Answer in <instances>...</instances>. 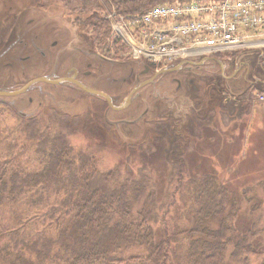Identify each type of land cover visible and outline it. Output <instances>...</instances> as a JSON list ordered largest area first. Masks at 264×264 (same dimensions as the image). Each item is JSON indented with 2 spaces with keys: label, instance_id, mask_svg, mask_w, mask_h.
Instances as JSON below:
<instances>
[{
  "label": "trees",
  "instance_id": "1",
  "mask_svg": "<svg viewBox=\"0 0 264 264\" xmlns=\"http://www.w3.org/2000/svg\"><path fill=\"white\" fill-rule=\"evenodd\" d=\"M186 1L56 0L69 13H81V30L114 57L127 47L111 33L112 19L130 20L156 4ZM4 112L22 128L11 139L10 130L0 131V218L7 210L11 221L0 219V264H225L227 257L247 264L256 252L249 232L238 235L236 207L213 176L184 183L178 218L185 225L163 224L156 240L153 193L144 192V175L102 170L93 153L75 150L65 133L44 128L40 115L21 119L0 103ZM21 200L29 207L24 213L16 210Z\"/></svg>",
  "mask_w": 264,
  "mask_h": 264
},
{
  "label": "water",
  "instance_id": "2",
  "mask_svg": "<svg viewBox=\"0 0 264 264\" xmlns=\"http://www.w3.org/2000/svg\"><path fill=\"white\" fill-rule=\"evenodd\" d=\"M13 18L8 35H0V103L21 119L48 109L79 117L92 112L95 99L106 105L103 120L116 138L139 146L150 123L170 121L175 135H183L189 111L205 116L213 93L264 92L259 50L230 58L191 54L153 67L142 59L101 54L81 30V17L64 15L59 3L27 6Z\"/></svg>",
  "mask_w": 264,
  "mask_h": 264
},
{
  "label": "rangeland",
  "instance_id": "3",
  "mask_svg": "<svg viewBox=\"0 0 264 264\" xmlns=\"http://www.w3.org/2000/svg\"><path fill=\"white\" fill-rule=\"evenodd\" d=\"M53 3H57L56 0H0V13L15 16L27 6L47 8ZM64 15L80 16L84 20L81 13H69L65 9ZM126 50L120 57L98 51L112 59H142L154 65L142 56L131 55L128 48ZM226 54L210 56L225 58ZM207 85L203 89L210 88ZM254 92L246 91L237 98L227 92L224 96L213 93L202 112L205 116L198 118L189 111L182 127L183 135H175L170 121L150 123L146 140L139 146H126L116 138L103 120L106 105L95 99L91 100L92 112L87 111L82 116L62 117L48 109L39 114L38 120L50 131L65 133L75 150L93 153L102 170L117 168L130 178L145 176L144 192L153 193L151 226L156 240L163 224L170 228L175 224L185 225L178 218L181 210L179 190L184 183L189 178L213 176L226 187L229 200L236 207L234 223L238 235L249 232V241L257 247L247 264H264V100L258 98L261 93ZM21 128V123L9 113L0 114V131L10 130L9 139ZM230 207L231 204L227 205L224 213ZM28 208L25 200H21L16 210L24 213ZM2 213L3 224H11L7 220L10 212ZM29 228L33 233V228ZM225 264L241 263L227 257Z\"/></svg>",
  "mask_w": 264,
  "mask_h": 264
},
{
  "label": "built area",
  "instance_id": "4",
  "mask_svg": "<svg viewBox=\"0 0 264 264\" xmlns=\"http://www.w3.org/2000/svg\"><path fill=\"white\" fill-rule=\"evenodd\" d=\"M111 33L155 65L191 54L264 52V0L156 4L130 20L112 19Z\"/></svg>",
  "mask_w": 264,
  "mask_h": 264
},
{
  "label": "flooded vegetation",
  "instance_id": "5",
  "mask_svg": "<svg viewBox=\"0 0 264 264\" xmlns=\"http://www.w3.org/2000/svg\"><path fill=\"white\" fill-rule=\"evenodd\" d=\"M3 13V12H2ZM5 13V12H4ZM1 14V13H0ZM9 13H5V14H1L0 15V35H3L4 37H6L7 35H8V33H9V31H10V29H11V26H12V24H13V16L10 14V15H8ZM5 17V18H4ZM232 56H234V54L233 55H231L230 57H232ZM230 57H225V58H230ZM208 86V85H207ZM209 86H211V84H209ZM251 90H253V91H255L254 93L255 94H259V93H264V92H260V91H258V90H256V89H254V88H250V89H248L247 91H251ZM216 93H219V95L220 96H224V94H226V92H216ZM259 96V95H258ZM239 97V96H238ZM227 98V97H226ZM235 98H237V97H235ZM235 98H233V100L235 99ZM228 99V98H227ZM230 99V98H229ZM229 102H232V101H229Z\"/></svg>",
  "mask_w": 264,
  "mask_h": 264
}]
</instances>
